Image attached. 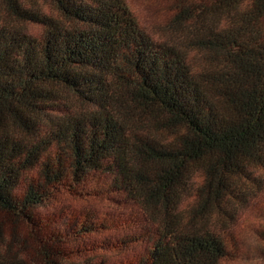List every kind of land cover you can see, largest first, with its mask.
<instances>
[{
    "label": "trees",
    "instance_id": "1",
    "mask_svg": "<svg viewBox=\"0 0 264 264\" xmlns=\"http://www.w3.org/2000/svg\"><path fill=\"white\" fill-rule=\"evenodd\" d=\"M42 1L0 0V264H226L209 215L238 180L264 203V0H168L151 30L128 0ZM57 194L109 206L41 214Z\"/></svg>",
    "mask_w": 264,
    "mask_h": 264
},
{
    "label": "rangeland",
    "instance_id": "2",
    "mask_svg": "<svg viewBox=\"0 0 264 264\" xmlns=\"http://www.w3.org/2000/svg\"><path fill=\"white\" fill-rule=\"evenodd\" d=\"M168 0H128L136 19L145 30H151L153 25H156L159 16L164 15L165 7ZM27 6L29 11L45 15L48 17H56L50 4L42 0H30ZM71 26V24H70ZM40 26L29 22L23 24V28L30 32H39ZM72 105H79L75 97L68 93ZM74 105V109L76 106ZM253 177L260 180L261 185H264V169L261 167L249 169ZM239 186L233 188L237 197H229V200L224 204H220L215 208V213L209 215L210 226L226 227L231 230L235 236L236 249L233 255L229 257L226 264H264V239L259 234V229L264 223V203L260 198V193L254 189V184L250 180H238ZM258 187V186H257ZM256 187V188H257ZM194 195L189 191V195L183 196L181 207L186 208L192 202ZM69 206L93 207L100 211H106V201H90L81 202L73 201L64 194L57 196L40 206L38 211L41 214H62ZM219 218V220H217ZM221 221V222H217ZM121 236V231L114 230L113 232L97 233L83 240L75 241V245L96 244L103 240L112 239ZM140 247H130L126 249L109 248V250H100L97 252L98 257L95 260L101 261L102 264H129L134 256L139 252ZM86 255L76 253L71 258V264L80 262Z\"/></svg>",
    "mask_w": 264,
    "mask_h": 264
}]
</instances>
